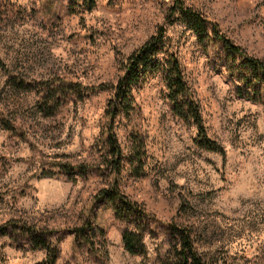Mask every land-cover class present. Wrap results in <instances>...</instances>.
I'll list each match as a JSON object with an SVG mask.
<instances>
[{"label": "rangeland", "instance_id": "1", "mask_svg": "<svg viewBox=\"0 0 264 264\" xmlns=\"http://www.w3.org/2000/svg\"><path fill=\"white\" fill-rule=\"evenodd\" d=\"M88 1L0 0V226L16 220L45 232L53 264H157L172 223L195 230L205 258L264 264V89L242 84L239 61L178 21L173 0ZM183 1L264 63V0ZM160 28L224 153L196 146L194 125L172 113L158 73L133 91L134 112L114 127L123 152L130 133L146 149L140 176L117 178L149 218L145 253L132 255L121 242L127 225L95 199L112 179L102 165L105 107L122 63ZM46 84L64 89L54 103L42 99ZM15 233L0 237V264H48L45 250Z\"/></svg>", "mask_w": 264, "mask_h": 264}, {"label": "trees", "instance_id": "2", "mask_svg": "<svg viewBox=\"0 0 264 264\" xmlns=\"http://www.w3.org/2000/svg\"><path fill=\"white\" fill-rule=\"evenodd\" d=\"M89 6H93V0H89ZM171 13L176 15L188 30L199 40L211 37L218 40L225 56L232 62L238 60L235 69L240 73L239 81L248 86L252 91L264 89V63L244 53L228 38L218 33L217 25L211 23L202 13L186 5L183 0H173ZM123 75L114 85H110L112 91L105 107V115L108 118L107 128L104 129L102 165L110 170L111 181L106 188H101L95 194L97 202L110 205L116 219L127 225L121 234V242L126 252L132 255L145 253L144 232H149L146 220L148 214L141 205L131 201L118 187L117 178L122 172H127L132 177H138L143 171L146 162V149L143 139L132 134L127 136L125 152L118 142L114 131L115 124L129 120L135 109L133 91L142 85L151 74L158 73L165 84L172 113L185 122H190L196 129L194 142L196 146L207 151L223 154V150L215 141L207 137L202 122L199 106L192 100L191 90L185 79L178 50L168 43L166 32L160 28L153 36L146 40L137 50L132 52L121 65ZM17 87L26 85L12 81ZM43 86L42 99L44 102L54 103L56 97L64 89ZM254 87V89H253ZM27 88V86H26ZM100 89H103L100 87ZM74 94H79V89H72ZM40 110L46 112V116L52 115L54 109ZM101 165V164H100ZM88 166L79 165L78 174H86ZM16 220H9L0 226V237L13 236L19 232L27 237L32 248L46 251L48 264H53L56 257L47 240L45 232L34 227H18ZM130 227V228H129ZM167 233L170 246L157 264H224L218 259L205 258L198 251V238L195 230L188 225L168 224Z\"/></svg>", "mask_w": 264, "mask_h": 264}]
</instances>
